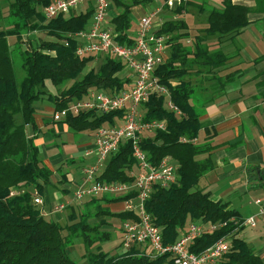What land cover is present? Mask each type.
Listing matches in <instances>:
<instances>
[{
  "label": "trees",
  "instance_id": "16d2710c",
  "mask_svg": "<svg viewBox=\"0 0 264 264\" xmlns=\"http://www.w3.org/2000/svg\"><path fill=\"white\" fill-rule=\"evenodd\" d=\"M51 1L0 0V264H81L70 252L79 243L84 245L82 258L87 264H172L170 254L152 258L146 246H123L122 223L136 217L127 210L112 211L105 204L125 201L133 193L105 194L89 198L85 204H70L66 222L47 217L34 201L53 175L41 157L35 136L27 132L28 125L36 126L37 103L48 100L55 110H61L83 98L89 89L114 93L130 83L128 75H120L126 65L119 59L76 54L78 41L70 35L88 27L93 9L49 19L43 7ZM110 1L117 9L110 20L116 39L130 44L135 36L130 35L133 7L153 0ZM190 7H197L202 16L194 33L183 18ZM256 9L264 12V0H257ZM165 11L170 16L163 20L158 34L169 36L168 55L156 74L168 87L169 95L152 94L141 112L144 123L164 121L166 128L144 130L140 144L151 165L158 166L170 156L178 169L174 183L154 185L146 210L161 227L164 243H174L191 222H226L198 237L191 250L201 252L229 236L231 248L218 264H264L252 244L238 236L244 229L239 224L244 220L241 213L229 202L214 200L202 186L206 174L215 167L210 141L215 129H205L207 137L202 140L201 116L206 104L241 75L240 69L233 70L236 64L232 59L240 51L237 37L250 23L253 9L236 0H185L173 8L166 6ZM34 32H44L56 40L37 39L35 43ZM11 37L15 38L14 45ZM228 41L235 47L233 52L224 45ZM24 43L30 47L24 48ZM98 58L104 60L97 67L89 64ZM17 65H21L24 76L17 75ZM169 101L180 112L169 107ZM121 117V111L85 112L70 115L65 121L76 131H94L107 122L116 125ZM137 170L132 142L126 140L108 157L97 178L133 182L132 173ZM261 176L264 180L263 173ZM116 220L120 227H116ZM117 238L121 239L118 248L123 247L122 252L103 248V243Z\"/></svg>",
  "mask_w": 264,
  "mask_h": 264
},
{
  "label": "built area",
  "instance_id": "2783aa9c",
  "mask_svg": "<svg viewBox=\"0 0 264 264\" xmlns=\"http://www.w3.org/2000/svg\"><path fill=\"white\" fill-rule=\"evenodd\" d=\"M185 0H166L156 9L147 10L137 20L134 40L132 43H120L117 33L110 26L108 20L111 8L110 0H52L43 7V14L51 19L60 15L70 16L78 13L81 6L93 9L90 24L75 34H71L78 41L76 54L79 57L112 56L122 61L130 73V83L127 88L111 93L103 90L89 89L87 94L73 101L69 106L55 110L53 119L65 120L70 115H80L85 112L107 114L121 111V123L101 125L95 130L94 149L97 163L85 170L86 186L78 187L73 194V201H83L105 194L134 196L124 201L125 210L132 212L136 218L124 220L122 223V243L125 248L133 245L146 246L150 257L170 254L172 264H218L231 248V239L224 236L201 252L191 250L198 237L211 233L226 222L206 223L191 222L174 243H164L160 226L154 223L152 215L146 210V201L150 197L154 185L164 187L171 185L177 179L178 165L170 156H165L158 166H153L147 159L140 144V134L144 130L165 129L164 121L154 120L144 123L141 112L142 104L152 94L169 95L168 87L163 84L156 74L157 68L167 59V40L169 36L158 34L163 22H157V15L165 7L173 8ZM86 9V10H87ZM85 11V10H81ZM66 43L67 40H65ZM169 107L178 111L169 101ZM180 112V111H178ZM131 141L138 170L133 172V182H108L99 180L100 167L108 157L118 151L123 141ZM195 139L194 141H196ZM182 141H188L182 138ZM93 150H88L92 152ZM36 204L43 205L44 200L35 194ZM258 209L255 213L244 218L240 226L255 228L259 223L264 228V198L254 200ZM71 201H61L55 205V210L64 211Z\"/></svg>",
  "mask_w": 264,
  "mask_h": 264
},
{
  "label": "crops",
  "instance_id": "0c3cea01",
  "mask_svg": "<svg viewBox=\"0 0 264 264\" xmlns=\"http://www.w3.org/2000/svg\"><path fill=\"white\" fill-rule=\"evenodd\" d=\"M236 2L253 11L249 14L250 23L237 37L241 48L232 59L236 64L233 70L240 69L241 75L235 84L206 104L201 116L202 140L207 137L205 129H215L210 140L214 146L215 167L206 174L202 186L214 200L229 202L239 213L245 208L246 213L252 214L258 209L254 200L264 198L261 176L264 174V12L256 9L257 0ZM115 13L117 11L111 6L108 17ZM224 45L230 52L235 50L229 41ZM54 112L53 103L39 101L36 126L28 125L27 132L35 136L44 163L53 171L52 182L39 194L44 200L43 213L64 222L68 211L55 210V205L61 201L81 205L90 200L86 197L83 201H73V194L78 187L87 185L85 170L97 163L98 156L93 150L95 130L76 131L65 120H54ZM105 205L112 211L125 210L124 201ZM248 230L244 238L264 262L263 225L259 223ZM117 251L121 252L119 248Z\"/></svg>",
  "mask_w": 264,
  "mask_h": 264
},
{
  "label": "rangeland",
  "instance_id": "374dc122",
  "mask_svg": "<svg viewBox=\"0 0 264 264\" xmlns=\"http://www.w3.org/2000/svg\"><path fill=\"white\" fill-rule=\"evenodd\" d=\"M202 2H203V1H202ZM202 2H200V3H202ZM163 3H164L163 0H153V1L149 2V3H146L145 5H137V6H134V7H133L132 14H131V18H132V21H131V22H132V25H131V28H130V35H134V34H135L136 26H137V20H138V18H140V17L143 15V13H145L147 10H153V9H156V8H158L159 6H161ZM87 7H88V6H85V7H84V6H81L80 9H79V11H78V13H80L81 10H86ZM114 9L117 11L116 8H114ZM200 13H201V12H200V10H199L197 7H190V8H188V10H187V14L183 16V18H185V19L188 21L190 27L192 28V32H193V33H194V29H196V28L199 27V24H198V23H199V21H200L201 18H202V16H201ZM168 15L170 16V14H169L168 12H166L165 10L161 11V12L157 15V17H156L157 22H159L160 19L165 20L166 17H168ZM111 19H112V17H109V18H108L109 21H110ZM32 39H33V41H34L35 43H36L37 39H39V40H41V41H43V40H56L55 37L50 36V35H48V34H46V33H44V32H34V33H32ZM10 41H11L12 45H14V43H15V38H14V37H11ZM25 47H30L29 43H24V48H25ZM103 60H104V58H101V59L98 58V59H96L95 62L92 61V62L89 63V64H93V65H92L93 67H97L98 64H100V62H102ZM96 62H97V65H94V64H96ZM89 66H90V65H89ZM90 68H92V67H89L87 70H89ZM16 72H17V75H18L19 77L24 76V70L22 69L21 65H17V66H16ZM126 72H127V73H130V71H129L128 68H125V69L121 72L120 75L123 76V77H126V76H127V75H126ZM52 89H53V90H52V93H53V91L55 90V88H52ZM167 105H168V103H167ZM107 124H108V122H107ZM104 167H105V165L103 164V165L100 167V170H101L100 172L103 171ZM78 175H81V171H79ZM240 211H241V215H242L243 218H246L247 215L251 214V213H246V209H245V208H244V209H241ZM68 213H69V212L66 213V220H67V215H68ZM252 214H253V213H252ZM66 220H64V222H65ZM114 223H117V224H116V227H120V226H121V222L118 221V220L114 221ZM260 224H262V223H260ZM262 225H263V224H262ZM248 229H249V227H248V226H245L244 229L240 231V233H239L238 236L241 237V238H244V232H245L246 230H248ZM263 229H264V228H263ZM249 231H250V230L246 231L245 236H247V233H248ZM115 232H116V230H115ZM120 240H121L120 238H117L116 240L110 241V242H108V243H103V248H104L105 250H111V251H114V252H117V253H118L117 248H118V244H119ZM119 251L122 252V251H123V247H121V248L119 247ZM84 253H85V248H84V245H83L82 243L77 244L76 246L73 247V250H71V256H72L75 260H77L78 262H80L81 264L86 262L85 259L82 258V254L84 255Z\"/></svg>",
  "mask_w": 264,
  "mask_h": 264
}]
</instances>
